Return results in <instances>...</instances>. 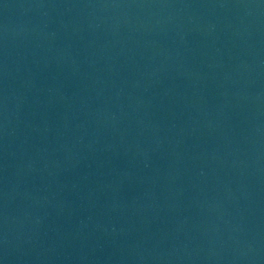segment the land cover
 Listing matches in <instances>:
<instances>
[{
    "label": "water",
    "instance_id": "water-1",
    "mask_svg": "<svg viewBox=\"0 0 264 264\" xmlns=\"http://www.w3.org/2000/svg\"><path fill=\"white\" fill-rule=\"evenodd\" d=\"M0 264H264V0H0Z\"/></svg>",
    "mask_w": 264,
    "mask_h": 264
}]
</instances>
